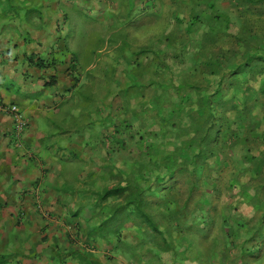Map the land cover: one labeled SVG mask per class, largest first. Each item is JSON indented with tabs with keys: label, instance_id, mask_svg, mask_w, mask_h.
Returning a JSON list of instances; mask_svg holds the SVG:
<instances>
[{
	"label": "trees",
	"instance_id": "trees-1",
	"mask_svg": "<svg viewBox=\"0 0 264 264\" xmlns=\"http://www.w3.org/2000/svg\"><path fill=\"white\" fill-rule=\"evenodd\" d=\"M36 1L45 0H0V18L30 23L41 15L42 4L33 5ZM237 1L238 5H248L253 14L250 24H264V0ZM209 9L212 11L209 29H215L212 24L219 22H222V30L229 26L228 16L214 12L213 4L209 5ZM47 17L51 19L50 14ZM66 20L67 16L64 24ZM190 20V24H195L199 18L192 16ZM177 22L183 23L178 19ZM236 44L243 46L240 56L233 50H227L206 59L207 72L201 83L184 81L172 86L170 84L180 97L168 108H164L159 99L156 101L155 95L151 97V102H142V111L151 118L152 125L139 139L119 136L120 131H123L121 127L129 129L130 124L126 120L115 123L114 113L108 114L111 121L102 127V146L106 150V157L102 161L111 166L109 176L116 180L100 193L95 202L113 201L105 209L107 214L100 220L99 233L106 224L112 227L108 229L113 233L110 235H114L119 242L120 238L128 235L129 240L123 239L124 253L136 258L137 255L149 256L154 260L167 253L175 264H182L187 259L196 264H225L228 253L235 251H239L241 264H251L250 258L258 259L263 255L264 245L254 240L259 235L264 236V206H261L264 186L259 188L258 194L254 191L251 194L250 189L240 187L239 196H244L247 202L256 199L254 210L261 212L256 225L247 228L252 233L253 242L249 248L244 243L247 239L241 244L236 242L238 222L233 219L232 227L223 216L225 210L234 209L233 203L227 200L221 205V210L217 208L219 196L210 194L208 198V192L200 186L203 179L198 173L206 168V164L210 169L214 164L213 174L216 176H207L209 180L205 182L206 187H212L220 195L232 190L234 176L230 174L225 183L220 178L226 170L223 167L228 163V157L219 148V139L228 136L230 124H216V116L234 112L235 119L245 129V133L250 134L252 130L254 132L253 127L264 120L260 116L264 113V32L253 33L246 26L235 36ZM38 62L36 65L40 68L52 66V63L44 64L42 59ZM233 76L237 79L231 81ZM252 81L259 82V85L253 88L250 85ZM231 84H236V91L224 102V88H229ZM211 88V96L201 93ZM191 94L197 97L195 101H190ZM126 123L127 127L124 126ZM261 135L264 136V131L259 137ZM159 136L167 140L149 143L151 138L158 139ZM131 146L137 147L139 154L133 151L129 154L134 156H125V151H129L127 148ZM262 154L256 157L246 152L243 159L258 167ZM105 210L102 213L105 214Z\"/></svg>",
	"mask_w": 264,
	"mask_h": 264
},
{
	"label": "rangeland",
	"instance_id": "rangeland-1",
	"mask_svg": "<svg viewBox=\"0 0 264 264\" xmlns=\"http://www.w3.org/2000/svg\"><path fill=\"white\" fill-rule=\"evenodd\" d=\"M75 2H77L78 7L62 8L68 10L66 23L71 29L64 36L67 38L66 45L69 46V49L62 50L64 53L60 58L65 60L69 57H65L68 51H70L72 57L77 55L80 58L79 69L82 70L85 84L80 88H76L77 91L80 90L74 95L76 98L72 95V101L74 98L76 99L75 103L72 104L76 109L73 115H79V117L82 115L89 116L87 120L90 125L83 126V122L78 121L73 124L72 137L74 139L71 138L73 144L70 150H72V153L68 159L72 158L70 160L73 162V171L76 173L67 175L69 178L76 175L80 177L82 173H85V175L89 173L86 168L81 167L80 160L77 162L74 157L86 144L90 145L88 148H93L95 141H99L94 136L98 134V131L95 130L98 128V124L96 126L95 121L98 123L103 121L102 124L107 126L111 121L107 115L113 112L115 123L119 124V121L126 120L130 124L129 129L121 127L123 131H120L121 135L119 134V136L124 138L133 136L134 139H139V136L144 135L146 129L152 125L151 118L145 114L144 110L142 111L140 105L142 102H151V97L155 95L156 98H153L156 101L159 99L161 105L168 108L173 102H177L180 97L171 87L172 84L176 85L184 81L191 84L201 83L207 72L206 59H211L213 56L227 50L235 51L237 56L242 54L243 46L241 44L235 45V36L239 34V30H245L246 26H249L253 33L264 32V24L261 22L250 24L253 20V14L249 11L248 5H238L237 0H75ZM210 4L214 5V12L228 16L230 24L227 28L222 30V22L212 24L215 28L213 30L208 28V22L212 14L209 9ZM80 10H84L86 13L82 15ZM48 14L52 16L53 12L47 10L46 15L48 16ZM192 16L198 17L199 21H192L195 24H190ZM177 19L183 23L178 24ZM38 25L40 26V23ZM100 36L103 38L102 41ZM89 40L93 41L90 47ZM60 48H62V45ZM94 48H96V51ZM84 65H91V67L84 71ZM236 79L237 77L233 76L231 81ZM150 82H153L152 84L156 86L150 85ZM162 85L163 87H161ZM250 85L255 88L259 85V82L252 81ZM235 86L236 84H231L229 88H224L225 96L222 101L225 102L230 98L232 93L236 91ZM204 92L209 97L213 89L201 91V93ZM196 98L194 94H191L190 101H195ZM87 102L91 103L87 104ZM194 106L192 105V107ZM18 111L20 112L19 109ZM217 116L216 124L219 122L221 125L230 124L229 131H227L228 136H222L219 139V148L223 149L228 157V163L223 167L226 170L220 175V178L225 183L232 174L234 176L233 189L224 191L220 195L217 190L213 191L212 187H206L205 182L209 180L207 176L215 175L213 174L215 165H212V163L210 164L212 165L211 169L206 164V168L199 170L198 173H201L203 179L200 186L208 192V198L210 194L219 196L220 200L217 202V208L220 210L222 209L221 205L227 200L233 203L234 209L231 211L225 210L223 216L232 227H234L232 224L233 219L238 222L239 233L236 236V242L241 244L247 239V242H244L247 247L253 243L252 233L247 228L256 225L261 217V212L254 210L253 204H255L256 199L247 202L244 196H239L241 194L240 187L250 189L249 193L251 194L253 191L258 194L259 188L264 186V136L259 137V134L264 131V120L253 127L254 132L252 130V134H250L245 133V129L235 119L234 112L230 111L224 116L219 114ZM260 116L264 118V113ZM92 125L95 126L93 131ZM124 126L127 127V123ZM100 127L102 126L100 125ZM86 128L91 131L82 138ZM155 131L158 132L157 127H155ZM89 139L92 141L91 143H89ZM164 140L166 141L167 138L162 139L159 136L158 139L151 138L149 143L165 142ZM56 146L61 150L65 148L63 143ZM134 146L127 148L129 151H125V156H134L129 154L133 151L134 154L135 152L139 154V149ZM101 149L102 153L93 150L92 157L96 167L90 170V173L92 171L93 174L89 173L90 175L86 176V184L83 186L85 191L93 192V195L94 193L100 194L108 186L114 184L116 180L109 176L110 165L108 166L105 163V168L98 169L96 164V161L99 160L98 156L102 154V158L105 159L106 157L105 148L102 146ZM246 152L256 157L263 153V158L259 160L258 167H254L252 162L249 164L244 161L243 157ZM63 153L66 154V152ZM64 157L66 158V156ZM145 159L147 160L146 157ZM87 166L91 167L92 165L87 164ZM69 170L68 165L62 164L61 172H68ZM92 177L94 179H91ZM91 181L93 184H90ZM73 183L66 181L64 186H58L57 188L67 193L69 197L71 193H75ZM215 186L213 185V187ZM223 189L225 188L223 187ZM261 192L264 195V190ZM92 197L93 199L90 198L86 201L87 204L94 202L95 197ZM63 200L64 198H62ZM261 202V206H264V197ZM112 204L113 201L111 200L102 202L101 210H105L108 205ZM59 205H61V201ZM45 210L49 214V208L45 207ZM73 218L77 219V225L80 221L85 223V226L83 223L77 226L78 231H82L80 227H86L88 223L90 226L93 224L85 217L78 218L74 216ZM73 218H67V222L72 224L74 222ZM124 224L126 223L124 222ZM245 224L249 226L246 227ZM109 228L112 227L109 225L107 227L105 224V228L101 229V233L107 236ZM109 233L113 234L110 231ZM127 236L122 239L129 240L130 238ZM143 237H146V235ZM256 241L264 245V236L259 235L255 238L254 242ZM52 242L53 245H56L54 240ZM119 247L120 250L123 248L121 245ZM234 253L238 255L239 251ZM82 256L81 254L75 256L74 260L77 264L82 263L86 258ZM65 257L67 256L64 251L60 257L62 261L56 258L57 263L55 264H69L74 261H70Z\"/></svg>",
	"mask_w": 264,
	"mask_h": 264
},
{
	"label": "crops",
	"instance_id": "crops-1",
	"mask_svg": "<svg viewBox=\"0 0 264 264\" xmlns=\"http://www.w3.org/2000/svg\"><path fill=\"white\" fill-rule=\"evenodd\" d=\"M76 3L75 0L36 1L33 5L42 4L41 18L36 16L30 23L0 18V105H15L27 121L26 129L16 134L12 116L0 113V264H55V259H60L64 251L70 261L77 254L86 257L79 264H175L167 253L157 260L131 256L124 253L123 248L120 250L119 246L123 247L124 243L122 238L119 242L109 231L107 236L99 233L100 217L105 216L107 210L101 215L102 202H95L100 194L93 195L83 186L86 176L93 174L90 170L96 167L92 161L93 150L102 153L103 121H95L98 134L94 136L99 140L95 141V146L88 148L90 145L86 144L74 157L90 174L67 176L76 173L72 158L68 159L72 153L73 124L78 121L83 122V126L90 125L89 116L73 115L76 112L72 105L76 100L74 95L80 91L76 88L85 84L79 69L80 58L72 57L70 51L65 55L69 56L67 62L60 58L62 50L69 49L64 37L69 27L63 23L68 10L62 8L78 7ZM47 9L53 12L51 19L46 17ZM100 40H103L101 36ZM92 42L89 40V47ZM39 59L52 66L38 67ZM83 67L86 71L91 65ZM94 128L92 125V131ZM85 130L82 138L91 131ZM61 143L65 144L63 150L56 146ZM98 159L96 164L101 170L105 168L102 154ZM62 164L68 165L70 170L61 172ZM66 181L74 182L75 193L69 197L57 188ZM92 196L94 202L87 204ZM45 207L49 208V214ZM74 216L85 217L93 224L84 227L85 223L80 221L84 226L78 231ZM69 217L74 219L72 224L67 222ZM131 244L135 245L132 241ZM250 259L251 264H264V253L258 259ZM240 260L234 252L228 253L225 264H241ZM190 263L196 264L188 259L182 264ZM69 264L77 263L74 260Z\"/></svg>",
	"mask_w": 264,
	"mask_h": 264
},
{
	"label": "built area",
	"instance_id": "built-area-1",
	"mask_svg": "<svg viewBox=\"0 0 264 264\" xmlns=\"http://www.w3.org/2000/svg\"><path fill=\"white\" fill-rule=\"evenodd\" d=\"M8 113L12 116L14 132L19 134L23 132L27 127V121L22 113L18 111V108L15 105L12 106H3L0 105V113Z\"/></svg>",
	"mask_w": 264,
	"mask_h": 264
}]
</instances>
